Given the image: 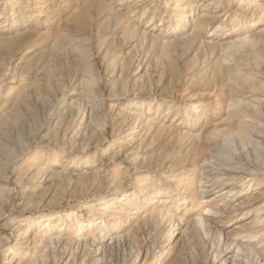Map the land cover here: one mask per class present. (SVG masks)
<instances>
[{"label": "rangeland", "instance_id": "rangeland-1", "mask_svg": "<svg viewBox=\"0 0 264 264\" xmlns=\"http://www.w3.org/2000/svg\"><path fill=\"white\" fill-rule=\"evenodd\" d=\"M255 1L0 0V264H264Z\"/></svg>", "mask_w": 264, "mask_h": 264}, {"label": "bare ground", "instance_id": "bare-ground-1", "mask_svg": "<svg viewBox=\"0 0 264 264\" xmlns=\"http://www.w3.org/2000/svg\"><path fill=\"white\" fill-rule=\"evenodd\" d=\"M252 1H255V0H252ZM249 3V2H248ZM16 3L15 2H11V3H8V5L7 6H11V7H13L14 5H15ZM255 4H256V1H255ZM18 12V11H17ZM20 12V11H19ZM30 20H33L32 18H26L25 19V21H27V23L28 22H30ZM26 24V23H25ZM28 24H30V23H28ZM29 32H31V31H29ZM29 32H26V33H24V34H22V36L24 37L26 34H28ZM29 35V34H28ZM21 36V37H22ZM141 102H138V100H134V101H132V105L131 106H136V104H140ZM126 135V134H125ZM36 161V159L35 158H33L30 162H35ZM231 191V190H230ZM205 202V201H204ZM118 218H121V217H118Z\"/></svg>", "mask_w": 264, "mask_h": 264}]
</instances>
